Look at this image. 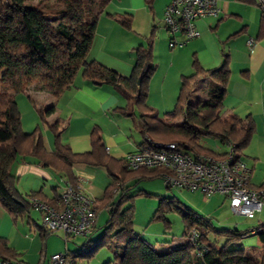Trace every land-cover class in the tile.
<instances>
[{
    "label": "trees",
    "instance_id": "16d2710c",
    "mask_svg": "<svg viewBox=\"0 0 264 264\" xmlns=\"http://www.w3.org/2000/svg\"><path fill=\"white\" fill-rule=\"evenodd\" d=\"M110 1L0 0V203L11 209L10 201L24 200L17 187L18 178L8 171L14 161L27 160L52 168L72 182L77 181V165L102 166L112 176L103 198L104 203L110 206L108 219L95 240L89 236L78 250H69L73 258H91L101 247H108L113 259L103 264H264V221L256 227L260 230L255 233L260 238L262 249L259 253H250L243 247L230 245L238 244L253 229L217 228L211 218L189 207L185 206L184 209L176 196L159 197V205L152 219L163 221L169 229L171 225L166 213L177 210L184 220L186 242L168 250H158L147 243L135 230L134 202L136 196L154 194L143 189L132 194L131 186L125 182L132 176L137 179L160 177L159 170H130L124 159L111 157L106 152L100 127L92 130V150L82 153L74 152L62 141V129L56 123L50 125L54 134L53 150L46 146L40 126L31 132L23 130L21 115L15 107L17 93L35 85L59 99L81 73L84 79L95 85L119 86L124 93L133 96L134 104L142 115L141 133L144 139L149 137L158 142H178L191 151H209L211 149L201 144V140L209 136L222 144L234 143L237 156L243 157L254 135L255 124L251 116L222 114L231 75L228 54L224 56L222 64L209 69L194 59V71L190 75H182L177 102L165 114L166 119L159 117L147 103L150 78L156 70L153 65L155 29L147 37V44L137 48L140 59L134 76H125L99 61H87L99 18ZM146 4L153 11L154 0H146ZM108 14L124 28L132 29V14ZM262 36L264 12L259 30V37ZM196 96L198 98L194 99ZM54 110L55 106L39 109L42 121L46 122V116ZM178 119L180 121L177 122ZM140 173L142 176H137ZM118 183H122V188L118 198L113 199L112 190ZM259 187L264 188V182ZM31 196L45 199L39 192ZM53 199L50 203L56 205L61 195L57 194ZM194 228L199 229L198 242L205 249L199 250L188 239ZM45 232V236L51 234L47 230ZM210 232L216 237L225 238V243L218 246L217 242L211 241L208 236ZM18 256L19 253L9 246L8 240L0 238L1 263L24 264L18 261Z\"/></svg>",
    "mask_w": 264,
    "mask_h": 264
},
{
    "label": "crops",
    "instance_id": "0c3cea01",
    "mask_svg": "<svg viewBox=\"0 0 264 264\" xmlns=\"http://www.w3.org/2000/svg\"><path fill=\"white\" fill-rule=\"evenodd\" d=\"M170 1L163 0L159 3L160 12L164 11ZM234 1H237L236 4H233V0H225V10L219 2L222 11L218 16L197 20L196 26L200 35L182 48H170L169 33L166 35L165 30L159 32L158 43L154 46V61L156 56L160 61L162 53L170 63L161 70L153 61L156 70L150 78L147 103L159 117L171 111L177 102L182 75H190L194 71V59H197L204 68L209 69L222 64L224 56L228 54L231 75L228 92L223 102V116L237 114L242 117L251 116L253 119L254 135L244 151L243 158L249 162L252 169L251 184L259 187L264 182V36L259 37L263 11L257 2ZM141 10L150 13L154 12L155 7L151 11L145 0V2L141 1L134 10L128 11L138 16ZM104 13L99 18L93 44L86 59L88 62L99 61L125 76H134L140 59L139 52L137 51L136 54L135 49L143 45L144 36L140 35L139 38L131 34L132 31H128L108 14H114L113 12L108 11L106 15ZM133 17L134 25L135 16ZM250 38L254 39L252 50L248 47ZM21 93L23 97L27 95L34 104L35 112L32 120L38 119L37 109L55 106V110L46 116L47 123H45L49 125L48 127L56 123L62 129V141L74 152L92 150L91 133L96 126L101 128L106 152L113 158L124 159L127 153L143 145L142 115L134 104L133 96L124 93L119 86L95 85L79 73L73 84L59 99L49 92L36 88L35 85ZM15 102L16 110L20 113L16 98ZM22 128L26 132L34 130V128L27 129L24 124ZM45 144L49 150L54 149L53 138H48ZM99 167L102 166L80 164L75 167L76 183L81 184L85 192L96 199L98 214L101 210L110 207L104 203L103 198L112 181V176L103 167L109 176L108 184L103 194L97 192L98 173L101 174L99 171H102L96 170ZM8 171L18 178L17 187L24 200L10 201L11 209L0 203V238L7 239L9 246L19 253L18 261L24 264H48L50 261L46 241L50 234L45 236L46 229L43 224L39 225L31 215L28 218L25 215L32 207L33 193H41L48 203L52 202L57 194L61 195L62 192L60 193L54 183H52V192L45 189L46 181L54 179L55 174L52 171L55 170L27 160H19L11 163ZM58 173L64 189L67 178L62 173ZM131 178H128L125 184L128 185L127 182ZM24 179L27 182L22 186L20 182ZM117 193L119 196L120 189L112 193L113 199ZM37 198L46 201L42 197L37 196ZM98 220L99 217L96 227Z\"/></svg>",
    "mask_w": 264,
    "mask_h": 264
},
{
    "label": "built area",
    "instance_id": "2783aa9c",
    "mask_svg": "<svg viewBox=\"0 0 264 264\" xmlns=\"http://www.w3.org/2000/svg\"><path fill=\"white\" fill-rule=\"evenodd\" d=\"M257 3L264 12V0H257ZM221 11L219 0H171L164 9L170 48L187 45L200 35L196 21L218 16ZM253 46L254 39L250 38L248 47L252 50ZM222 145L224 150L217 146L209 151H191L178 142H158L145 137L143 145L127 153L124 160L130 170H159V176L170 188L200 192L205 200L216 194L222 195L234 212L255 218L257 212L264 210V188L251 184L252 169L245 158L237 156L235 144L228 142ZM121 188L122 184L118 183L112 193ZM31 206L42 212L43 226L47 231L65 234V243L72 236H88L96 227L99 211L96 199L89 196L81 184L68 179L59 203L54 205L32 197ZM258 230L255 228L250 233L255 234ZM199 237V229L194 228L188 239L199 250L205 249L203 244H199ZM50 264H75V259L66 250L54 254Z\"/></svg>",
    "mask_w": 264,
    "mask_h": 264
},
{
    "label": "rangeland",
    "instance_id": "374dc122",
    "mask_svg": "<svg viewBox=\"0 0 264 264\" xmlns=\"http://www.w3.org/2000/svg\"><path fill=\"white\" fill-rule=\"evenodd\" d=\"M145 2V0H111L108 6L106 7L105 15L108 11L119 13L129 12V9L134 10L138 7L140 2ZM163 2V0H154V12L145 13L146 11L141 10L140 14L137 16L136 14L132 13L135 16L134 25L131 30L128 31L131 34H135L137 37H141L143 35L144 43L143 45L147 44V37L150 35L152 29L156 31V38H155V45L158 43V34L162 30H165L166 35L168 32L164 27V11L160 12L158 8L159 3ZM221 5L225 10L226 2L225 0H219ZM237 1L233 0V4H236ZM162 44V41H161ZM169 44V43H168ZM139 43L137 44V46ZM164 45V42H163ZM136 46V48H137ZM166 46H168L166 44ZM137 54V49H135ZM155 56H156V49H155ZM154 64L159 66L161 70H164V66L169 65L170 60L165 58L164 55L161 53V60L155 57ZM199 92H201L199 90ZM22 93H17L15 95L16 101L20 107V113L22 124L27 129H35V127L40 126L41 134L43 138L45 137V141L48 138L54 139L53 131L51 130L49 125H47L41 119V115L39 109L36 110V114L38 116L37 120H32L34 118V104L33 102L27 97H23ZM27 98V99H26ZM198 96L194 97L197 99ZM176 104V103H175ZM175 104L173 108L175 107ZM47 108V107H46ZM45 108V109H46ZM172 108V109H173ZM223 114V111H222ZM165 113L161 114V118L166 119ZM52 121V120H50ZM169 121V120H168ZM180 119L177 120V122ZM31 127V128H29ZM201 144L205 145L209 149L216 148L217 146L222 147L225 149V146L221 144V142L213 137L205 136L201 140ZM203 151V150H199ZM207 151V150H204ZM96 170H102L98 173V186L97 192L100 191V195L103 194L105 187L108 184V173L103 167H99ZM54 175V179L52 181H46L45 189L48 192H52V186H58L60 193L63 191V182L60 181V175L56 171H52ZM103 172V173H102ZM103 174V175H102ZM103 179V180H102ZM26 179L22 180L21 185L23 186L26 183ZM52 183H54L52 185ZM128 185L131 186L130 193L136 194L140 189H143L149 193L154 195L149 196H136L135 198V219L134 225L136 232L149 244L154 245L158 250H168L170 247H178L186 242V237L184 236L185 232V224L182 215L177 210H171L166 213V218L170 222L171 227L169 229L166 228L165 223L163 221H155L153 220L154 213L159 205V197H172L176 196L179 201L181 202L180 205L185 209L189 207L200 214L209 217L212 219L213 223L217 228H237L239 230H252L256 228L261 222L264 221V210L262 212H257L255 218H247L244 215L237 214L232 210L228 201L219 194L213 195L207 200L200 192H193L185 189L180 188H168L165 181L161 177H152V178H144V179H137L131 178L128 180ZM19 183H17V186ZM115 199L118 198V193L114 196ZM126 205V204H125ZM130 204H127V206ZM186 206V207H185ZM108 210H101L98 214L99 220L96 230L91 234V239L95 240L103 231V226L107 222L108 219ZM31 215L37 223L43 224V215L42 213L31 207L30 212L26 213V217ZM21 220V218H20ZM202 230V229H201ZM211 241L217 242L218 246H222L226 239L216 237L212 232L208 234ZM65 234L62 231H57L51 233L47 238V250L49 253V261L56 252H66V250L76 251L81 247L87 240L88 237L86 236H72L70 237V241L65 243ZM230 247H243L246 249L247 252H260L262 249V244L260 238L257 234L249 233L241 239L238 244H231ZM75 264H103L111 259H113V254L108 247H101L98 249L91 258L87 257H80L76 256ZM0 264L1 259H0ZM50 264V262H48Z\"/></svg>",
    "mask_w": 264,
    "mask_h": 264
}]
</instances>
